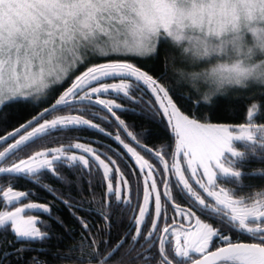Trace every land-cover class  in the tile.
Segmentation results:
<instances>
[{"label": "snow or ice", "instance_id": "obj_1", "mask_svg": "<svg viewBox=\"0 0 264 264\" xmlns=\"http://www.w3.org/2000/svg\"><path fill=\"white\" fill-rule=\"evenodd\" d=\"M177 12L178 9L171 0H0V146H4V150L0 151V161L4 162V166H0V174H7L6 178L9 180L27 179L38 174L53 175L59 167L64 166L73 173L74 179L63 174L55 177L69 189L67 193L46 187L54 199L71 210L70 214L82 232L79 245L55 255L54 258L60 261L67 264H157L158 260L159 264H173V259H170L165 248L170 228L164 226L161 229L158 226V221L165 225L171 221L162 217L161 193L156 192L158 182L152 179V165L148 159L130 147L121 134L114 135V139L135 158L141 171L149 169L144 173L141 188L140 174H136L134 181L133 174L124 171L120 160L107 149L101 152L82 143L70 142L69 138L79 129L105 133L104 127H98L97 123L92 122L90 110L94 106H103L111 117H115L117 126L127 137L151 153V148H145L147 129L139 132L132 130L117 113V110L123 112L125 108L117 102L116 97L122 93V98L131 104L136 99V87L146 85L155 96V103L159 104V108L143 104L140 114L155 120L163 112V116L167 118V126L175 134L176 151L189 157V167H202L209 185L215 183L213 164L222 172H230L220 162L225 151H232L230 142L234 137L229 129L211 123H200L197 116L190 119L173 103L169 95L170 85L160 82L168 80L165 67L169 54L167 49L162 55L158 51L149 57L141 54L150 50L153 43L157 45L162 36L166 37L168 27L176 18ZM166 42L165 40L164 43ZM126 58H159V77L154 78L149 74L151 69L142 70L136 64L127 62ZM100 60L107 62H95ZM90 62L93 63L88 66ZM81 65L86 70L75 76L71 86L58 99H54L50 107L44 106L39 115H36V110L30 104L31 97L53 85H60L65 78L71 79ZM104 95L111 98H99ZM77 104L86 111L80 115L49 119L55 111H64L66 107L75 109ZM14 109H28V116L22 123L20 113L14 112ZM251 114L249 109V116ZM14 116L15 123L12 122ZM105 119L109 117L106 116ZM61 138L68 141L67 147L51 146L59 143ZM245 138L252 140L253 135L244 131L236 137ZM37 145L45 150H36L32 155L31 150ZM73 149L94 156V160L90 162L84 155L71 154ZM233 155L237 153L233 152ZM24 156L28 158L25 159ZM160 158L163 160V157ZM101 168L102 178L109 181L106 185L107 193L114 195L116 201L126 206L121 211L131 212V228L118 237L116 242L111 241L110 232L107 233L108 240L100 235L111 227V204L108 207L100 205L99 214L105 224L99 230L93 228L82 212L85 207L84 186H88L94 198L95 193L91 191L94 179L91 170L98 171ZM173 168L195 201L204 205L205 201L192 192L183 179L179 167L173 164ZM113 172L120 174V182L134 194L137 201L135 205L130 196L121 199L120 187L114 189L109 175ZM159 183L165 189L169 188L164 180ZM73 187L81 197L79 200L72 194ZM201 187L205 185L201 184ZM153 193L155 219L151 218L150 213V197ZM30 194L13 191L12 187H8L3 196L12 203ZM163 195L171 199L169 191H165ZM217 203L231 209L230 213H225L226 219L203 222L201 218H196L194 230L184 232L183 245L180 243L179 233L174 234L175 256L186 260L188 264H217L220 261L223 264H264V201L242 205L241 202L230 200L228 194L221 189ZM197 207L196 204H189L187 209L182 210V214L191 220L197 215ZM34 209H42V214H48L56 225L68 229L62 219L50 212V206L27 203L16 207L15 211L0 212V229L7 228L12 235L10 241H5L9 247L0 250V264H48L46 260L40 259L42 253L39 251L34 256L27 255L33 251L35 243L50 239L49 233L53 228L52 224H46L42 230L36 219L37 213L29 214V210ZM199 211L205 214L203 208ZM146 217L150 221V230L144 227ZM122 219L123 216L117 217L118 221ZM235 229L251 234L258 242H233L229 233H233ZM157 238L158 253L154 251ZM215 241H222L226 246L209 252L210 245ZM18 244L21 246L18 247ZM192 253L200 254L202 259L194 257Z\"/></svg>", "mask_w": 264, "mask_h": 264}, {"label": "trees", "instance_id": "obj_2", "mask_svg": "<svg viewBox=\"0 0 264 264\" xmlns=\"http://www.w3.org/2000/svg\"><path fill=\"white\" fill-rule=\"evenodd\" d=\"M167 41L164 43V41ZM158 52L162 55L164 50L167 49L169 53L172 49L169 46L168 40L166 37L162 36L157 41ZM127 62H132L136 64L142 70L149 71L150 75H153L154 78L159 77L160 64L161 60L157 58L156 60L140 59V58H126ZM95 62H107L106 60H100ZM93 62H90L88 66H91ZM86 70L85 66L81 65L77 68L76 72L71 76V79L65 78L60 85H53L50 89L45 91V96L37 100H30V104L33 109L36 110V115H39V111L43 110L44 106H51V103L54 102V99H58L59 95H62L68 87L71 86V82L74 81L76 75L82 74ZM119 82V81H111ZM162 83L170 85L169 95L173 99V103L176 104L177 108L181 111L183 115L193 118V116L198 117V122L200 123H211L213 125H222L224 127H238L240 125H253L258 128L264 127V88L252 87L247 90L237 92L233 91L228 96L218 97L214 100L213 104L209 107L204 104L197 105L193 98L189 97V90L183 86L177 87L172 82L170 74L168 73L167 81H160ZM132 91V89H129ZM115 95V94H112ZM123 94L121 93L119 97H116L117 102L121 103L122 107L125 108L123 112L117 110L118 115L125 120L126 124L131 126L132 130L139 132L141 129H147V140L145 141V147L151 148L152 153H148L144 148H141L136 141L131 140L130 137H127V134L122 131L117 126V122L110 113H107L103 106H94L90 110V115L92 117V122L97 123L98 127H104L105 133H100L98 130L92 129H79L73 133L69 138L72 144L82 143L86 147H91L94 150H99L103 152L107 149L115 158L120 160V165L123 167V170L128 172L130 171L133 174V180L136 179V174H140V184L141 188L143 186V180L141 179V172L136 167V164L127 150L119 147V142L114 139L115 134H121L122 139H125V142L129 143L130 147H133L138 154L143 156L145 159H148L149 163L152 165L153 179L157 180L158 190L162 184L159 183L160 180H164V167L162 161L156 156H162L167 163H171L175 160L177 155L176 151V137L172 132L171 127L167 126V120L163 116L161 111L158 115V118L148 119L144 115L140 114V107L143 104L149 106H154L159 108L158 104L155 103V97L152 95L151 91L146 88L144 85H139L136 87V99L133 103H129L127 100L123 99ZM101 99L111 98L109 95L100 96ZM94 104V101H93ZM253 105L255 107L253 108ZM215 106V107H213ZM249 109L254 111V114L249 117ZM14 112L18 111L21 116L20 122H23V119L28 116V109H14ZM86 111L81 105L77 104L75 109H70L66 107L64 111H55L49 119L55 118L56 116H67V115H80L81 112ZM109 119H105V117ZM85 118H89L85 116ZM12 122L15 123V116L12 117ZM43 123V120H41ZM10 130H12L10 128ZM134 142L137 144L135 145ZM263 142V143H262ZM255 141L252 142V151H253V174H255V185H257V190L260 189L261 185L264 184V141ZM68 141L61 138L59 143H54L52 147H67ZM121 145V144H120ZM123 146V145H121ZM4 150V146H0V151ZM44 151L45 148L37 145L31 154L34 155L35 151ZM72 153L76 155H84L86 159H89L90 162L94 160V156H91L88 153H83L82 150L73 149ZM23 155V154H21ZM27 159V156H24ZM103 158V157H102ZM245 168L243 169L244 174H247L248 164L244 163ZM0 166H4V162L0 161ZM93 176V188L92 192L95 193L93 198L88 186H84V198H85V207L82 209L83 216L86 217L90 223L93 225V228L99 230L102 225L105 224V221L102 219L100 212V205L103 204L104 207H108L109 204L112 206V220L110 229H105L104 232L100 233L103 239L108 240V232H110V239L112 242H116L118 237H121L127 230V221L130 225L129 216L131 215L130 211H121L126 206L121 202L116 201L114 195H110L106 191V185L109 182L104 180L102 168L98 171L92 169ZM144 172V171H143ZM145 173V172H144ZM59 174H63L70 179H74L73 173L69 171L67 166L59 167L57 172L53 175L40 176L39 174L35 177L30 178H18V179H7V174H0V212L6 210H12L15 208V204L7 207V200L4 199L3 193L7 191L8 187H12L13 191L25 192L27 199L37 201L39 203H45L47 206H50V212L59 217L64 221L68 226V229L60 227L55 224L54 220L49 219L48 214H40L38 224L41 226L42 230L46 224H52V231L49 233L50 239L37 242L33 245V251L29 252L27 255L34 256L36 252L39 251L42 254L40 259L42 261H47L48 264H67V262L60 261L55 257L57 253H65L67 249L71 247H76L80 244L82 232L80 226L73 220L71 210L66 208L63 203L58 199H54L52 195L48 193L46 187H51L56 191H62L67 193L68 188H66L62 183L59 182L55 177ZM112 177L111 182L113 183L114 189L120 182L119 173H110ZM38 178V179H36ZM127 178V177H126ZM37 180V184H35ZM122 184V183H121ZM31 190H35L33 192ZM73 196L76 199H80L79 193H77L76 188L71 189ZM124 199L127 197L132 198V204L137 203L135 196L131 193L130 189H126L123 185ZM161 193V192H160ZM123 197V195H121ZM162 198V197H161ZM122 199V198H121ZM123 200V199H122ZM163 202V201H162ZM5 205V206H4ZM164 205H166L164 203ZM3 206L5 209L3 210ZM154 201L152 198V203L150 204V213L151 217L154 214L153 207ZM138 215V210L136 212ZM123 216L122 220H117V217ZM147 230H150V226H144ZM12 235L10 231L5 229H0V250L6 249L9 247L8 243L5 241H10ZM86 243V241H85ZM21 246L20 244L17 245ZM157 252V246L154 249ZM157 262H159L157 260Z\"/></svg>", "mask_w": 264, "mask_h": 264}, {"label": "clouds", "instance_id": "obj_3", "mask_svg": "<svg viewBox=\"0 0 264 264\" xmlns=\"http://www.w3.org/2000/svg\"><path fill=\"white\" fill-rule=\"evenodd\" d=\"M166 71L197 105L236 90L264 88V0H171ZM153 43L141 53H157Z\"/></svg>", "mask_w": 264, "mask_h": 264}, {"label": "flooded vegetation", "instance_id": "obj_4", "mask_svg": "<svg viewBox=\"0 0 264 264\" xmlns=\"http://www.w3.org/2000/svg\"><path fill=\"white\" fill-rule=\"evenodd\" d=\"M222 126V125H218ZM240 126H249L240 125ZM235 128V127H234ZM232 134V133H231ZM234 139L230 142V147L232 151H225L221 157V164L224 168L230 169V172L221 173L220 170L215 171L213 185H209L206 181L205 177H203L199 172H191L187 166L184 164V157H179L178 153L175 156V160L171 163H167L164 159L165 163L156 155L161 161L164 167V181L168 183L169 188L165 189L163 185L160 187V191L158 190V184L156 192H161L162 197V217L164 220H170L171 222L165 225L164 223L158 221V226L162 229L164 226H168L170 228L169 233L167 234L168 241L165 244L166 250L169 252L170 259H173V264H188L186 260H182L180 257L175 256V243L176 236L174 234L179 233V239L181 245L184 243V232L194 230V224L196 218H201L203 222H212L216 219H226L225 213H230L231 209L226 207L223 204L217 203V197L221 193V189L228 194V198L233 201L241 202L242 205H252L257 203V201H264V184L261 185L260 189L257 190V185H255V174H253V151H252V141L244 139V144L236 140V134H232ZM232 144L234 146L232 147ZM119 147L124 151L123 146L119 144ZM264 151V148L262 149ZM233 152L237 153V155H233ZM162 157V156H160ZM136 167L141 172V179L144 180V172L147 173L146 168L141 171L140 165L133 159ZM182 166L184 169L180 173L183 175V179L187 181L189 188L192 189V192L196 193V195L200 196L202 200L205 201L204 205H199L198 201H195L194 197L189 193L188 188L184 187V184L180 181V176L175 172V168H173V164ZM248 164L247 174H244L243 169L245 168V164ZM167 165V168H165ZM167 169V173H166ZM149 171V169H148ZM232 173H239V175H233ZM38 179V178H36ZM153 179V178H152ZM155 180V179H153ZM200 181L199 183L197 181ZM151 183V181H149ZM37 184V180L35 182ZM201 184H204L205 187H201ZM165 191H169L171 193V199H168L163 195ZM36 192L35 190H31ZM211 193V194H210ZM123 195V194H122ZM27 196V195H26ZM21 197L19 201H14L9 203L7 201V207L15 204L16 207H21L26 205L27 203H37L41 205L47 206L45 203H39L37 201L29 200L27 197ZM152 198L154 201L155 193L150 197V204L152 203ZM223 199V197H220ZM5 199V198H4ZM124 199V198H122ZM142 202V200H141ZM164 203L166 205H164ZM189 204H196L197 207V215L191 218V220L182 214L183 209H187ZM5 206V205H4ZM3 206V210L5 207ZM153 207L154 214L152 215V219H155V205ZM14 208V209H15ZM203 208L205 210V214L200 213L199 209ZM151 210V209H150ZM11 211V210H9ZM4 212V211H2ZM37 213L36 219L37 222L39 220V215L42 214V209H34L29 210V214ZM23 215V214H22ZM258 223V222H257ZM127 228H131V224L126 223ZM145 226H150V221L146 217ZM230 238L233 242H241V243H253L258 242L255 238L251 236V234L247 232H241L239 229H235L233 233H229ZM157 253L159 249V238L156 241ZM226 246L222 241H215L214 244L210 245L209 252L218 250L219 247ZM196 258L202 257L200 254L192 253ZM159 264V262H157ZM220 264H223L220 263Z\"/></svg>", "mask_w": 264, "mask_h": 264}, {"label": "rangeland", "instance_id": "obj_5", "mask_svg": "<svg viewBox=\"0 0 264 264\" xmlns=\"http://www.w3.org/2000/svg\"><path fill=\"white\" fill-rule=\"evenodd\" d=\"M144 86L147 88L146 85H144ZM149 90H150V89H149ZM45 91H46V90H45ZM45 91L42 92V93H37V94H35L33 97H31V99H33V100H37V99H39V98H42L43 96H45ZM150 91H151V90H150ZM241 91H244V90H241ZM235 92H237V90H236ZM161 95H162V94H161ZM153 96H154V95H153ZM154 97H155V96H154ZM158 106H159V104H158ZM253 114H254V111H252L251 116H252ZM251 116H249V117H251ZM166 120H167V118H166ZM227 128L229 129V131H230L232 134H236L235 138H236V137H239V136L241 135L242 132L247 131V132H249V133H251V134L253 135V139L251 140L252 142H254V140H255V141H260V143H261L262 141H264V127L258 128V127H256V126L249 125V126H245V127L238 126V127H235V128H232V127H227ZM245 139H246V138H245ZM236 140L241 141L243 144H244V142H245L244 139H236ZM262 143H263V142H262ZM244 145H245V144H244ZM233 146H234V144H232V147H233ZM71 154L76 155V154H74V153H71ZM178 155H179V157H184V159H183L184 164L187 166V168H188L191 172L195 173V172H199V171H200V174H201L203 177H205V179H206V181H207V177L204 176V170H203L202 167H200L199 165H194L193 167H189V164H188L189 157H186V156L184 155L183 152L178 153ZM177 166L179 167L180 172L184 170V169L182 168V166L180 165V163H179ZM193 169H195V172L193 171ZM217 170H220L221 173H224V172L221 171L220 168L215 167V165L213 164V171H214V173H215V171H217ZM175 172H176V171H175ZM117 187H120V189H121V195L123 194V197H121V198H124L123 184L119 183V184L117 185ZM6 211H9V210H6ZM11 211H15V209H12Z\"/></svg>", "mask_w": 264, "mask_h": 264}, {"label": "water", "instance_id": "obj_6", "mask_svg": "<svg viewBox=\"0 0 264 264\" xmlns=\"http://www.w3.org/2000/svg\"><path fill=\"white\" fill-rule=\"evenodd\" d=\"M114 119H115V117H113ZM115 121H116V119H115ZM117 122V121H116ZM117 124H118V122H117ZM218 126V125H217ZM134 144L135 145H137L135 142H134ZM146 148V147H145ZM152 153V152H151ZM159 158H160V156H158ZM161 159V158H160ZM163 161V163H165V161H164V159L162 160ZM102 171H103V169H102ZM146 171L148 172V169L146 168ZM166 173H167V169H166ZM164 189V188H163ZM164 191H165V189H164ZM215 251H217V250H215ZM215 251H212V252H215ZM199 259H202V257H200ZM220 263H222V261H220V262H217V264H220Z\"/></svg>", "mask_w": 264, "mask_h": 264}]
</instances>
